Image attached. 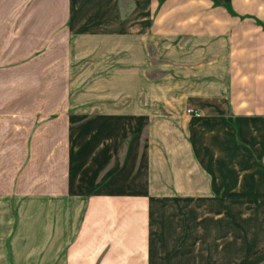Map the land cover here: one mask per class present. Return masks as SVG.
Wrapping results in <instances>:
<instances>
[{"label":"crops","instance_id":"crops-1","mask_svg":"<svg viewBox=\"0 0 264 264\" xmlns=\"http://www.w3.org/2000/svg\"><path fill=\"white\" fill-rule=\"evenodd\" d=\"M158 33L162 122L115 104ZM53 107L48 172L0 192V264H264V0H0V111Z\"/></svg>","mask_w":264,"mask_h":264},{"label":"rangeland","instance_id":"rangeland-1","mask_svg":"<svg viewBox=\"0 0 264 264\" xmlns=\"http://www.w3.org/2000/svg\"><path fill=\"white\" fill-rule=\"evenodd\" d=\"M158 16L159 14L155 19H157ZM180 17L187 16L180 15ZM157 22L159 23L160 20H157ZM161 25H164L163 21H161ZM158 32L164 34V30H158ZM159 33L157 34L156 42L150 40V42H146L142 46L139 45L140 48L135 51V59L139 60V58H141L142 60H140V73L138 74L135 72L132 74L127 71L119 72V79L117 78V80L115 78L114 84L116 83V80L121 83L123 77L120 76L126 78V82L123 84V91L119 94L122 98L115 102L117 106H123L124 109L128 108L132 110L137 106L140 107V105L146 104L147 107H142V109H145V111L149 109L154 110L156 117L159 119L158 121H161L160 118H163L166 114L164 110L165 100H157L156 102V91L160 88H164L165 91H168V89L166 90V86L168 87L170 82L175 81V78H172L170 75H173L174 77L175 69L173 68L177 66V64L171 62L170 59L166 57V52L170 50V48L165 47V36L159 35ZM152 34L153 31L150 33V36H152ZM37 55H39V53H36L34 57ZM119 56H122L121 50ZM125 57L128 58L127 50L125 51ZM130 57H132V55H130ZM31 59L32 58H30L27 63H30ZM50 65L54 76L58 75L59 70H61L62 75L65 70L64 65L60 62L52 63ZM117 65L125 70L128 68L130 69L131 67L130 64L126 63H118ZM13 66H16V64H13ZM48 74L46 76H48ZM132 75H134V77ZM28 77V84L32 87H37L38 91L42 94L43 90L41 87L33 81L36 77V72H30ZM167 79L169 80L168 84L166 83ZM45 81L47 85V79ZM96 83L99 86H102L104 83V86L106 85V87H108L107 81L102 82L101 79H98L96 80ZM139 92L140 94H138ZM119 95L116 98H118ZM70 96H72V94H70ZM150 96H152V98H150ZM107 103L110 104L108 101ZM44 116H48L49 118L42 119ZM57 116L58 115H55L54 107L49 111L45 110L36 112H20L12 109L0 111V192H15L18 188L17 186H20L22 180H24V182L29 180L22 185V187H28L33 184V180H30L32 179L31 177H36L37 175V178H39L46 175L49 169V167L46 166V162H51L42 156L45 155L47 151L52 150V145L50 144L47 147L45 140L47 136L55 130L50 127L51 123L47 121H52ZM139 132V135H141L143 139L147 133L146 128L142 126ZM137 137L138 135L136 136V139H138ZM160 144L161 142L158 141L156 144L157 149ZM145 145L143 144V141L142 143L139 142V146H142L143 149L146 148ZM56 163L57 162L55 161V164ZM29 168L33 170L28 172ZM27 172L32 173L33 176H27ZM10 188L16 189L13 191L10 190ZM23 191L27 192V189Z\"/></svg>","mask_w":264,"mask_h":264}]
</instances>
